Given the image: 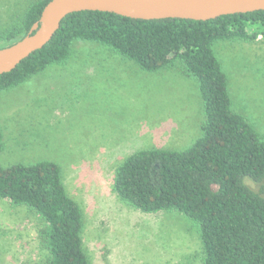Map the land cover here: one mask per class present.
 <instances>
[{
	"label": "rangeland",
	"instance_id": "rangeland-1",
	"mask_svg": "<svg viewBox=\"0 0 264 264\" xmlns=\"http://www.w3.org/2000/svg\"><path fill=\"white\" fill-rule=\"evenodd\" d=\"M28 1L0 0V29L15 24ZM212 51L231 109L264 138V39L217 41ZM91 67L93 74L84 72ZM204 121L198 82L179 62L150 73L97 43L77 41L65 64L0 91V166L59 167L83 215L82 242L92 264H201L196 224L182 214L123 204L112 180L138 150H186ZM243 183L264 198V179ZM42 229L33 211L0 199V264H44Z\"/></svg>",
	"mask_w": 264,
	"mask_h": 264
},
{
	"label": "trees",
	"instance_id": "trees-1",
	"mask_svg": "<svg viewBox=\"0 0 264 264\" xmlns=\"http://www.w3.org/2000/svg\"><path fill=\"white\" fill-rule=\"evenodd\" d=\"M49 1H28L17 22L0 29V49L27 35ZM258 38L264 39V11L207 21L73 13L46 46L0 75V91L65 64L77 41L97 43L150 73L179 62L199 85L205 117L200 136L184 151L141 149L125 157L112 191L141 212L190 219L198 227L201 264H264V198L243 183L264 179V138L231 109L226 77L212 51L217 41ZM0 199L26 206L43 223L44 264H92L82 242L83 215L55 163L0 166Z\"/></svg>",
	"mask_w": 264,
	"mask_h": 264
},
{
	"label": "water",
	"instance_id": "water-1",
	"mask_svg": "<svg viewBox=\"0 0 264 264\" xmlns=\"http://www.w3.org/2000/svg\"><path fill=\"white\" fill-rule=\"evenodd\" d=\"M264 11V0H50L27 35L0 49V75L46 46L61 21L78 12L112 13L135 20L207 21L221 16Z\"/></svg>",
	"mask_w": 264,
	"mask_h": 264
},
{
	"label": "crops",
	"instance_id": "crops-1",
	"mask_svg": "<svg viewBox=\"0 0 264 264\" xmlns=\"http://www.w3.org/2000/svg\"><path fill=\"white\" fill-rule=\"evenodd\" d=\"M45 71V70H44ZM85 73H87V74H89V75H91V74H93L95 71H94V67H91V68H89V69H85V71H84ZM123 146H125V144L123 145ZM117 149H119V148H117ZM116 150V149H115ZM115 154H118V153H114V152H111V153H109V155L108 156H113V155H115ZM131 155V154H130ZM129 156V155H128ZM127 157V156H126Z\"/></svg>",
	"mask_w": 264,
	"mask_h": 264
}]
</instances>
